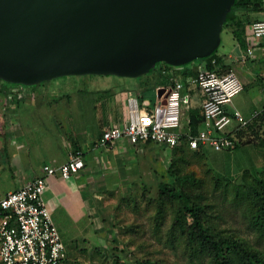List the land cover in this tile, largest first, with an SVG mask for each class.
Segmentation results:
<instances>
[{"label": "rangeland", "instance_id": "374dc122", "mask_svg": "<svg viewBox=\"0 0 264 264\" xmlns=\"http://www.w3.org/2000/svg\"><path fill=\"white\" fill-rule=\"evenodd\" d=\"M149 75L132 79L137 82L143 79L141 86H135L134 90L144 102L153 104L156 87ZM90 76H61L45 81L41 89L45 90L43 104L37 110L40 115L34 121L45 124L53 121L51 102L59 94L68 93L76 98L72 97V102L66 105L71 110L73 106H85L86 101L90 105L91 96L102 95L97 92L99 87L82 81L75 85L79 88L59 87L66 80ZM111 77L118 83L116 76ZM181 110L179 131L183 132L184 104ZM99 115L92 117V126L86 130V147H90L96 134L95 119ZM56 122L64 128V138L59 140L70 139L74 130L70 122L59 118ZM242 130V136L237 139L241 143L231 151H215L209 147L192 150L185 141L173 148L153 144L133 149L114 163L113 170L103 171L105 175L117 177L115 184L110 178L112 182L107 188L103 176L93 178L91 190L89 181L81 178L86 187L81 190L83 196L78 204L84 205L83 210L77 208L73 215L68 210H56L52 215L66 237L63 240L67 258L62 264H113L117 255L121 256L122 264H138L140 259L192 264L189 253L183 252L181 230L174 229L176 202L160 194L162 184L191 194L200 193L206 225L215 234L238 238L264 255V236L260 235L254 216L256 204L248 194L253 186L262 190L258 181L264 179V123ZM50 142L56 144L58 139L54 137ZM172 236L178 240L174 247L168 242ZM195 264L199 263L195 261Z\"/></svg>", "mask_w": 264, "mask_h": 264}, {"label": "water", "instance_id": "95a60500", "mask_svg": "<svg viewBox=\"0 0 264 264\" xmlns=\"http://www.w3.org/2000/svg\"><path fill=\"white\" fill-rule=\"evenodd\" d=\"M234 0H0V79L140 77L212 54Z\"/></svg>", "mask_w": 264, "mask_h": 264}, {"label": "crops", "instance_id": "0c3cea01", "mask_svg": "<svg viewBox=\"0 0 264 264\" xmlns=\"http://www.w3.org/2000/svg\"><path fill=\"white\" fill-rule=\"evenodd\" d=\"M242 16V38L245 45L242 46L236 40L232 34L231 26H225L220 33V43L216 49L217 58H215L218 59V68L222 66L233 69L243 84V90L232 99L228 109H238L247 117L253 109L264 105V40L256 41L254 39L249 24L253 20L261 18V9L248 12L237 11V17ZM249 47L253 49L251 54L247 53ZM205 62L207 60L195 59L178 66L159 64L153 75L152 73L149 75L154 80L153 83L156 87L153 104L164 98L165 88L172 82L171 78L184 83V91L188 94V102L184 104V133L191 132V115L199 117L200 120L203 119L201 117L203 95L195 83V78L198 69ZM111 76L116 75H92L83 79L66 80L61 83L59 87L79 88L75 85L82 81L83 84L88 83L91 86L99 87L97 92L102 95L91 96L90 105H87L88 101H86L87 106H73V110L66 107V105L70 101L72 102L74 96L68 93L57 95L51 102L53 107H50L53 112L52 117H55V115L58 117L55 120L51 117L53 121L48 122V124L34 121L36 116L40 115L37 110L41 109L43 104L42 99L45 96V90L41 89L45 85V81L33 86H26L27 95L13 99V101L9 100L7 91H5L8 85L0 83V87L3 86L4 89L3 92L0 91V195L16 190L33 178L43 175L44 165L58 166L67 161L70 153L80 151L83 155L85 167L66 180L61 179L59 176L48 177L47 187L43 193L44 202L49 208L51 216L56 210H68L73 215L78 210L77 208H80V210L84 208V205L78 204L83 196L81 190L86 187L83 185L85 183L81 182V178L89 181L87 184H90L88 188L91 190L93 178L103 176L107 188L109 182L113 181L115 184L114 180L117 177L105 175L106 173L104 174L103 171L113 170L114 163L120 162L122 158L127 156L129 151L138 147L141 148L144 145H153L150 142L132 144L126 138H120L107 148H95V143L105 129L123 125L126 122L127 96L129 93H133L139 97L134 88L135 86L140 87L143 81V79L140 82L133 81L132 78L137 77L116 76L117 83L112 80ZM146 76L148 75H142L141 77L145 78ZM66 83L68 84L66 85ZM78 92L80 94L81 89ZM74 95L76 96V94ZM74 99L76 100L75 97ZM75 100L73 101L74 105ZM96 101H99V103ZM143 104L153 105L144 101ZM97 105L100 106V109L97 108ZM97 114H100L99 118L95 119L97 131L91 139L90 147H86V130L92 126V117H96ZM58 118L63 121L68 120L74 129L72 130L73 136L63 142L59 139L64 138V128L62 123L56 122ZM202 127L203 123L201 121L198 130ZM235 128L236 123H231L226 130L235 135V132L240 130L233 131ZM54 137L58 139L56 144L50 142ZM47 148H49L48 151ZM98 166L100 167L98 168ZM110 178H112V181ZM118 180H120L119 177ZM72 219L74 220V217ZM58 230L62 240L63 237L66 238L59 228ZM64 244L66 247L65 242Z\"/></svg>", "mask_w": 264, "mask_h": 264}, {"label": "built area", "instance_id": "2783aa9c", "mask_svg": "<svg viewBox=\"0 0 264 264\" xmlns=\"http://www.w3.org/2000/svg\"><path fill=\"white\" fill-rule=\"evenodd\" d=\"M264 1V0H263ZM256 41L264 39V5L261 18L250 24ZM253 49L248 48L251 54ZM215 68L202 66L198 69L195 83L203 95V127L195 134L179 131L181 105L188 102L184 83L172 79L165 88L163 99L153 105H145L129 93L127 96V119L123 125L105 129L95 148L109 147L114 141L126 138L130 143L150 142L173 148L186 142L197 150L209 147L215 151L230 150L238 142L234 133L227 132L231 123L237 129L245 128L264 115V105L244 116L238 109H228L232 99L243 90L237 73L228 68L220 71L217 60L211 58ZM9 100L27 95L22 84L6 83ZM10 103V102H9ZM85 167L82 152L74 151L67 161L53 166L44 165V174L33 178L22 187L0 195V264H62L67 256L60 232L46 206L43 193L50 176L69 179Z\"/></svg>", "mask_w": 264, "mask_h": 264}, {"label": "trees", "instance_id": "16d2710c", "mask_svg": "<svg viewBox=\"0 0 264 264\" xmlns=\"http://www.w3.org/2000/svg\"><path fill=\"white\" fill-rule=\"evenodd\" d=\"M264 5L263 0H234L231 6V12L229 13L226 21L223 23V27L231 26L232 34L236 40L244 46L242 38L243 32V16L237 17V11H254L262 9ZM251 24V23H249ZM215 50L212 54L204 58H197L196 60H207L203 66L207 68H215L211 64V58L216 57ZM217 58V57H216ZM215 58V59H216ZM218 60V59H216ZM159 64H165V62H157L155 67L147 74L154 72ZM220 71H225L228 68L219 67ZM2 85L9 83L0 79ZM0 91H4L3 86L0 87ZM6 91V90H5ZM139 100L143 103V99L139 96ZM202 110V109H201ZM201 117L203 118L202 112ZM202 121L199 117L191 115L190 127L191 133L195 134L198 130V125ZM258 122L264 123V115L249 124L246 128L254 127ZM244 130L240 129L235 132L236 137H241ZM239 140V139H238ZM184 143V142H183ZM241 141L235 143V146L230 149H236ZM178 146V145H177ZM202 148V147H200ZM198 150V149H197ZM258 185L263 190L253 186L248 193L250 198L256 204L255 219L258 226V231L261 236H264V179L258 181ZM160 194L168 198L171 202H176L175 217H174V229L179 228L181 230L183 252H188L191 258V263L195 264L197 261L199 264H264V255L259 251L252 249L247 243L242 240L232 237L215 234L213 229L206 225L205 222V208L201 202L200 193L191 194L182 190H175L174 188H168L165 184L160 185ZM178 241L172 236L169 239V244L174 247ZM67 258V256H66ZM65 258V260H66ZM195 258L197 260L193 261ZM64 260V261H65ZM121 256L114 257L113 264H122ZM138 264H163L160 261H152L149 259L137 260Z\"/></svg>", "mask_w": 264, "mask_h": 264}]
</instances>
